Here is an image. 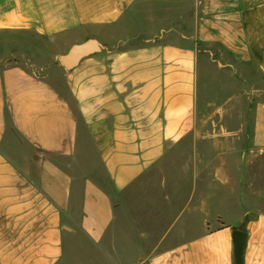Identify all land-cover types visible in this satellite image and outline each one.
I'll return each mask as SVG.
<instances>
[{"label":"crops","instance_id":"1","mask_svg":"<svg viewBox=\"0 0 264 264\" xmlns=\"http://www.w3.org/2000/svg\"><path fill=\"white\" fill-rule=\"evenodd\" d=\"M0 33L59 42L60 54L90 37L109 48L72 69L45 67L41 52L0 63V264H234L233 229L246 232L243 264H264V187L252 179L264 154V0H0ZM201 56L230 83L213 84L216 100L230 85L228 103L245 95L231 172L247 183H211L194 223L165 231L178 228L177 241L146 246L121 195L195 132L209 88Z\"/></svg>","mask_w":264,"mask_h":264},{"label":"rangeland","instance_id":"2","mask_svg":"<svg viewBox=\"0 0 264 264\" xmlns=\"http://www.w3.org/2000/svg\"><path fill=\"white\" fill-rule=\"evenodd\" d=\"M134 40L129 38L126 45H135L140 39ZM44 44L45 49L42 47L43 41L32 35L0 33V63L12 64L18 61L17 56L5 57L7 53L41 52L45 57L41 56L43 54L37 55L36 61L45 67H53L59 63L60 53L56 51L59 42L54 46ZM52 54H56L54 58ZM42 57L44 59H41ZM199 65L200 78L203 80L206 74L209 88L198 114L199 122L195 132L168 147L163 158L121 195V201L126 203L129 216L134 220L137 230L144 233L143 242L146 246H154L166 237L177 241L179 235H182L179 234L178 228L166 236L165 231L174 221H177V227L179 223H194L197 214L193 209L199 212L200 195H203L206 203V196L214 189L210 188L213 186L211 183H247L246 171L243 176H234L231 172V168L238 165L240 147L246 134L248 108L245 95L241 94L240 99L228 103L227 96L232 93L230 85L221 92L222 97L216 100L217 93L214 92L213 84L230 83L226 76L221 75L214 66H210L211 64L206 72L202 56ZM257 160V166L260 168L253 172L252 179L253 183L262 189L264 154H260ZM191 191H195V200L191 205V214L185 217V201ZM120 221L119 216L117 223ZM124 221L126 223V219ZM191 236L187 235V238Z\"/></svg>","mask_w":264,"mask_h":264},{"label":"water","instance_id":"3","mask_svg":"<svg viewBox=\"0 0 264 264\" xmlns=\"http://www.w3.org/2000/svg\"><path fill=\"white\" fill-rule=\"evenodd\" d=\"M109 48L97 38L90 37L79 43H75L62 54L58 55L59 62L65 69H72L81 59L102 51H108ZM246 232L241 229L232 230L233 258L234 264H243V248L245 245Z\"/></svg>","mask_w":264,"mask_h":264}]
</instances>
